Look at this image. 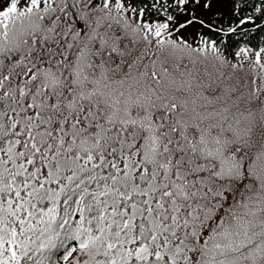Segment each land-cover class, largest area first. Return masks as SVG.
<instances>
[{
    "label": "snow or ice",
    "instance_id": "6c2138e0",
    "mask_svg": "<svg viewBox=\"0 0 264 264\" xmlns=\"http://www.w3.org/2000/svg\"><path fill=\"white\" fill-rule=\"evenodd\" d=\"M0 264H264V0H0Z\"/></svg>",
    "mask_w": 264,
    "mask_h": 264
}]
</instances>
